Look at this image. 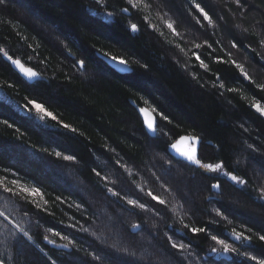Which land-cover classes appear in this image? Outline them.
Segmentation results:
<instances>
[{"label":"trees","instance_id":"16d2710c","mask_svg":"<svg viewBox=\"0 0 264 264\" xmlns=\"http://www.w3.org/2000/svg\"><path fill=\"white\" fill-rule=\"evenodd\" d=\"M160 2L165 9H172L169 15L173 19L180 15L177 28L185 34L183 39L173 37L164 27L152 31L136 15L131 20L114 17L107 21L102 16L105 9L95 0H9L7 7L0 8V48L7 50L14 59L42 71L46 77H54L51 82L42 81L39 86L32 87L0 54V85H4L0 90L6 97H0V121L7 119L14 124V128H9L0 123V165H11L21 174L27 173L28 186H33L34 182L35 186L41 187L43 206L49 210L40 211L24 201L14 200V206H21L23 215L26 209H31L27 216L24 215L25 222L21 226L34 244L17 233L10 245L6 243L10 249L7 257L0 255L5 264H53V261L55 264H134L131 257L108 247L114 243L108 236L110 231L124 233L126 241L121 243L120 240V243L131 250L141 253V249H147L152 255L144 264H177L178 257L171 255L175 250L166 241L165 232L174 240L186 244L191 241L190 251L201 257L199 261L194 256L189 257L192 264H205V261L207 264H255L242 261L234 254L230 259L219 260L209 255L214 242L208 233H187L185 237L179 231L183 226L170 213H162V218L144 215L142 227L150 242H142L141 234L130 235L127 228L129 222L141 221L114 203L115 198H110L102 186L104 182L91 171L93 167L103 169L102 175H108L109 180L118 175L109 161L113 154L104 148L105 145L114 147L132 173L122 177L129 195H136L131 191L134 188L131 181H134L135 185L152 188L174 204L172 197L153 183L151 173L159 175L162 172L164 161L171 158L169 150L165 151L166 146L186 135L199 136L202 140L198 156L202 163L223 161L227 170L248 180L250 187L242 188L230 181H222L223 196L209 203L208 185L215 183L216 173L195 167L174 170L170 177L180 173L174 181L185 180L186 185L173 179L167 182L174 190L187 193L191 203L186 207L195 211L191 219L185 217V222L204 227L221 238H229L233 227L238 231L251 229L246 235H252L253 239L251 243L245 242L241 251L264 256V241H259L257 235H264V202L256 199L257 194L253 191L264 185V117L250 107L253 97L264 105V90L244 80L230 63L217 64L207 57L205 62L209 63L211 72L205 73L195 58H189L194 57V52L205 58L210 51L195 49L194 37L196 43L219 41L225 49L235 39L239 49L231 50V58L244 65L256 84H264V60L260 59L264 56V47L260 44L264 39V0H247L244 8H237L231 0H205V6H211L223 20L217 21L219 27L215 29L205 25L203 33L181 22L189 21L186 15L188 0ZM110 3L112 8L121 6L118 0H110ZM151 14L157 17L155 11ZM129 23L139 24L140 31L131 32ZM177 44L185 49L186 55L179 51ZM65 45L77 59L86 60L87 70L83 76L72 67L73 61L67 55ZM213 47L216 48L214 55L229 59L215 43ZM101 52L129 60L133 72H116L99 57ZM186 63L189 65L187 71L182 68ZM144 64L148 65L147 69L142 67ZM217 71L228 87L239 91L217 96V89L210 86L215 79L213 73ZM190 73L200 78L199 83ZM67 77H71L70 82ZM25 97L45 102L59 120L71 124L83 136L71 139L73 134L66 133L59 138L60 132L66 130L49 129L42 133L31 127L27 115L16 108L21 109ZM134 103L156 109L158 124L168 135L151 137ZM160 112L169 116L172 123L162 121ZM245 128L248 131H244ZM49 142L74 152L80 164L65 166L62 161L54 163L52 157L43 153L32 155L31 150L22 152L17 148L22 143L39 147L48 146ZM249 144L255 150L250 149ZM57 195L67 198L68 202L82 204L86 211L82 213L74 207L69 208L67 203L55 202ZM44 200H48L47 205ZM213 207L220 208L231 223L210 213ZM213 220L217 222L212 223ZM74 223L76 229L82 225L88 232L68 227ZM107 224L110 229L106 228ZM55 232L75 239L77 247L69 245L70 252L50 249L44 244L45 236L57 243H68ZM183 232L187 230L183 229ZM18 240L22 242L17 243ZM94 251L103 258L102 262L92 260L90 253Z\"/></svg>","mask_w":264,"mask_h":264},{"label":"snow or ice","instance_id":"6c2138e0","mask_svg":"<svg viewBox=\"0 0 264 264\" xmlns=\"http://www.w3.org/2000/svg\"><path fill=\"white\" fill-rule=\"evenodd\" d=\"M9 0H0V8L7 7ZM121 3V6L117 8H112L110 0H95V3L100 6V8L105 9L103 12V16L105 19H112L114 17H128L129 20L136 15L140 17V20L143 24L147 25V27L153 31L156 30V26L150 22V14L155 11L157 17L163 21L165 27L169 30L171 35L176 38L183 39L185 34H182L177 28V21L180 20V15H177L175 19L169 15V12L172 11L171 8L165 9L160 0H118ZM167 3H171L172 0H165ZM227 2V0H226ZM237 8H244L247 0H231ZM188 11L186 15L189 17V21H181L182 23H186L187 27L197 28L198 31L202 33L205 30V25L209 28L215 29L219 27L217 21H222L223 16L218 12H214L211 6H205V0H188ZM111 8V10H107ZM215 16V19L213 18ZM167 17V19H165ZM236 27H239L238 25ZM128 28L131 32L136 33L140 31V25L137 23H129ZM247 31V29H244ZM163 36V32L160 33ZM214 35V33H213ZM213 43H215L221 51L224 52L225 56L229 59L225 60L224 57L219 55H214L216 52V48L213 47ZM213 43H209L208 40H203L200 43L195 42V37L193 38V45L195 49L206 48L210 51L206 53L205 58H202V55L199 52H194L193 56L195 60L198 62V66L205 73L211 72L209 63L205 62L207 57H211L212 60L217 63L231 64L238 70L240 76L243 77L244 80L251 81L255 84L258 89L264 90V84H256L253 78L249 75V72L245 70V67L242 63L238 62L236 59H232V49H239V44L233 39L228 48L225 49L224 45L219 41H214ZM260 44L264 47V39H261ZM181 53L186 55L185 49L181 47L179 44L176 45ZM67 55L71 57L73 63L72 67L79 72L82 76L87 70V63L84 58L77 59L75 54L72 52L70 48H67V45L64 46ZM255 51V49H252ZM0 54L6 58V60L18 70V73L25 78L26 81H35L36 83L31 85L32 87H37L42 81L51 82L54 77H46L42 71H37L33 67H27L20 59H14L12 55H9L8 51L0 48ZM105 58V61H111L112 64L117 66H122L121 71H129L131 69V64L129 60L124 59L118 56H109L106 52H101ZM261 60H264V56L260 57ZM179 63V61H177ZM145 69L148 68L147 64L142 65ZM182 68L187 71L189 65L186 63L182 65ZM192 78L197 80L199 83L200 78L195 73H190ZM215 79L211 82L210 86L212 88L217 89L216 95L223 97L225 92L235 93L239 91L235 87H228L223 80H221L219 71L213 73ZM87 78V77H85ZM67 80L70 82L71 77H67ZM9 87H14V85H7ZM204 87L203 84L200 85ZM0 87H4V85H0ZM231 103V101H228ZM22 111L27 113V122L34 129H39L42 133H47L49 129H55L56 132H60L61 129L66 130V132H60V137L62 138L66 133L73 134L70 138L76 139L77 136H83L82 132H78L77 128L73 127L69 123H64L63 121L58 119V116L54 114L52 110H50L46 103L43 101H38L37 99H28L25 97V102L23 105H20ZM250 107L254 109L256 113H258L261 117H264V105L260 103L259 100H256L253 97V102L250 104ZM138 111L140 113H145L146 110L144 108H139ZM156 111V109H153ZM159 117L162 121H165L169 124L172 123L169 116L164 115L163 112L159 113ZM39 120L40 123H35V120ZM52 121L51 124L48 121ZM6 127L14 128V124L9 123L7 119L0 121ZM146 130L148 133H151L153 138H160L162 136L168 135L167 132L162 131V125L158 124L152 118H149L145 121ZM241 128L244 127L243 124L240 125ZM16 132H20L19 128H15ZM244 131H248L247 128ZM23 133H21V136ZM55 136V133H52ZM17 139H20L18 136ZM200 141L199 136H180L177 142L171 143L166 146L165 151L171 149L169 152L171 156L170 159L164 161V169L163 171L157 175L155 172L151 173V177L153 183L158 185L159 189L164 193H167L172 197V201L174 204H170V201L164 196L156 194L152 188H145L144 186L135 185L134 181L131 183L134 185V188L131 191H135L136 195L133 197L126 192V185L122 179L125 176H131V172L129 170V166L124 158L119 155L116 148L109 147L105 145V151L110 152L113 156L109 157V161L112 164V167L116 169L118 175L112 180H109L108 175H102L101 170H97L96 167L91 168V171L95 174L96 177L100 179L103 183V188L106 191V194L110 198H115L114 203L119 204L124 212H128L131 216L137 217L141 222H129L127 225L128 231L130 235H136L139 232L144 231L142 227L143 217L145 214H151L153 217H161L162 213H170L175 219L183 226V229H186L187 232H183L182 234L187 237V233H191L193 235L199 233H208L210 240L214 242V246L210 248V253L215 254L217 256H227L229 254H234L237 257H240L242 261L245 262H255V264H264V256L253 254L248 250L241 251V248L244 246L245 242L251 243L253 237L252 235H246L247 232H251V229H246V231H238L235 227L231 229L228 236L229 238H221L220 235L211 234L208 229L199 226H192L189 223L185 222V217L192 218L195 215V211L186 205L191 203L189 196L187 193L183 192L180 189H175L167 182V178L171 175L174 170L178 169H188L189 167H195L196 169H208L217 175L213 177L215 183H211L208 185V191L210 196L208 197V202L213 203L217 201L219 197L223 196V186L222 181H230L234 185H239L242 188L245 186H249L248 180L242 178L241 176L235 174L234 171L227 170L225 163L221 161L216 164H204L201 159H199L196 155V149L190 150H181L178 148V144H184L188 142L198 143ZM248 147L253 149V145L249 144ZM17 148L22 152H28L31 150L32 155H39L41 153L52 157L53 162H64L65 166L73 167L80 164L79 157L74 153L70 152L67 148L60 149V146L57 144L53 146L51 142L48 143V146H37L30 143H22L17 145ZM255 150V149H253ZM174 153V154H173ZM177 156L179 159H177ZM97 159H99L97 157ZM0 173H3L0 176V189L3 190L4 193H8L11 196H21V198L26 200L27 204L33 205L36 209L44 212H48V208L41 205L39 200L35 199L36 197L43 198L44 193L41 191V187L35 186L33 182V186H28V180L25 177L28 176L27 173L21 174L19 169L12 167L11 165L3 166L0 165ZM9 177H12L9 179ZM120 181V183H118ZM112 185V186H109ZM253 191L256 192V199L264 202V185L259 186ZM26 194V195H25ZM55 202H59L60 204H68L69 208H76L82 213L86 211L84 206L75 201L68 202L67 198H62L57 195L54 197ZM48 204V200H44V205ZM31 209H26L24 211V215L27 216ZM15 206L5 207L4 210H0V227H3L5 230L6 236L8 238L16 239L17 233H22L23 236L27 237L28 240H32V237L29 236L28 232L24 227L16 219L15 215ZM210 213H215L217 217L222 218L224 221L231 223L228 217L220 210V208L213 207L209 210ZM73 219H75L73 217ZM217 221L213 220L212 223H216ZM68 227L76 229V224L68 225ZM171 227V226H169ZM78 232H88V229L84 228L82 225L80 228L76 229ZM56 236H60L62 240H67V244L56 245L61 248H69V245L73 247H77V243L75 239H70L69 236H61L60 232H55ZM258 235L259 241H264V235ZM165 239L170 245L172 250H175L171 253V255L178 257L177 264H192L189 261V257H195L197 261L201 259L198 255H196L193 251H190L192 244L191 241L189 243H184L182 241L174 240L172 236L168 235L167 232L164 233ZM45 240H48V237H44ZM22 241H17V243H21ZM53 245L56 244L54 240L49 241ZM237 245H240L238 247ZM108 247L118 253L125 254L131 257L134 261V264H144V261L148 259L152 254L145 249L139 255L135 250H131L126 245H122L120 243V234L116 232L114 234V243L108 245ZM78 250V249H77ZM93 261H101L102 257L97 254V252L90 253ZM0 264H5L4 259H0ZM55 264V261H53ZM207 264V261H205Z\"/></svg>","mask_w":264,"mask_h":264},{"label":"rangeland","instance_id":"374dc122","mask_svg":"<svg viewBox=\"0 0 264 264\" xmlns=\"http://www.w3.org/2000/svg\"><path fill=\"white\" fill-rule=\"evenodd\" d=\"M103 16V15H102ZM103 19H105L104 18V16H103ZM113 19V18H112ZM112 19H105V20H107V21H111ZM165 19H167V17H165ZM150 22L152 23V24H154L155 26H156V30L155 31H157V30H159L160 28L162 29V27H164L165 29H167L166 27H165V25L163 24V21H161L158 17H154L152 14H150ZM153 31V30H152ZM167 31H169L168 29H167ZM189 58H194V57H189ZM187 61H188V59H186ZM0 97H2V98H4V99H6V97H5V95L1 92V90H0ZM17 108V110H19L22 114H24V115H27V113H25L24 111H22V109H20L19 107H16ZM37 123H40V121L37 119V120H35ZM158 159L160 160H162V161H164L163 160V158H160L159 156H158ZM208 170V169H207ZM162 171H163V169H162ZM209 171V170H208ZM177 172H179V171H177ZM180 174V173H179ZM179 174H176V175H179ZM176 175H175V177L172 175L171 177L169 176V177H167V178H164V179H167V181H169V180H171V179H173V181L175 180V179H177V177H176ZM174 177V178H173ZM181 181V183H182V185L183 184H185L186 185V182L187 181H185V180H181V179H178L177 181H174V182H180ZM185 182V183H184ZM30 187V186H29ZM187 187V186H186ZM26 195V194H25ZM16 199H19V200H21V201H24V202H26V200L25 199H23V198H21V196H11L10 194H8V193H4L3 192V190L2 189H0V210H4V208L7 206V207H12L14 204V200H16ZM35 199H37V200H39V202H40V204L41 205H43V198H41V197H36ZM21 210V206H17L16 205V207H15V212H14V215H15V217H16V219L18 220V222L20 223V224H22V222H25V216L22 214V212L20 211ZM110 222V221H109ZM106 228H109V225L107 224L106 225ZM110 229V228H109ZM119 234H120V240H121V243H124V241H126V235L124 234V233H121L120 231L118 232ZM20 234H22V233H20ZM114 231H110V233L108 232V236H109V238L111 239V240H114ZM139 234H141V236H140V240L142 241V242H147V243H149L150 242V239H147V231L144 229V231H142V232H139ZM23 235V234H22ZM25 237V236H24ZM25 238H27V237H25ZM28 239V238H27ZM14 239H12V238H8L7 236H6V233H5V230L3 229V227H0V255H4V257H7V255L9 254V252H10V249H8V247H6L7 246V242H8V245H10V241L12 242ZM123 240V241H122ZM127 242H128V240H127ZM3 248V250H1ZM142 251L141 252H143V249H141ZM136 251V250H135ZM6 253H8V254H6ZM137 253H139L140 254V252H137ZM138 254V255H139ZM209 255H212L213 257H215L216 259H230L231 258V254H229V255H227V256H217V255H215V254H209Z\"/></svg>","mask_w":264,"mask_h":264},{"label":"water","instance_id":"95a60500","mask_svg":"<svg viewBox=\"0 0 264 264\" xmlns=\"http://www.w3.org/2000/svg\"><path fill=\"white\" fill-rule=\"evenodd\" d=\"M96 13H93V15H95ZM99 57L107 64V65H109L113 70H115L116 72H118V73H120V74H131L132 72H133V70H132V68L129 70V71H121V68H122V66H117V65H115V64H112V62L111 61H105V58L102 56V55H99ZM4 60L6 61V62H8L7 60H6V58L4 57ZM9 63V62H8ZM23 63V62H22ZM10 64V63H9ZM11 65V64H10ZM25 66H27V65H25ZM11 67L13 68V70L17 73V74H19L18 73V70L15 68V66H13V65H11ZM27 67H30V66H27ZM19 76L24 80V81H26L25 80V78H23L20 74H19ZM28 84H35L36 82L35 81H26ZM134 106L137 108V109H139V108H144L145 110H146V112L145 113H140L139 111V114H140V116H141V118H142V120H143V122H144V127H145V129H146V126H145V121H147L149 118H152L153 120H155L157 123H158V118H157V116H156V114H155V112L151 109V108H149V107H147V106H145V107H140V106H138L137 104H135L134 103ZM147 131V130H146ZM148 133V132H147ZM151 137H153L152 136V134L151 133H148ZM186 136H191V135H186ZM178 141V140H177ZM176 141V142H177ZM201 142H202V140L200 139V141L198 142V143H192V142H188V143H184V144H178V148H180L181 150H190V149H193V148H195L196 149V155H197V157L199 156V147H200V144H201ZM172 150L171 149H169V152H171ZM174 154V153H173ZM177 159H179V157L177 156ZM31 243H33L34 244V242L32 241V240H29ZM49 241H52V240H50V239H48V240H45L44 241V244L46 245V246H48L50 249H52V250H56V251H63V252H70L71 251V247L69 246V248H61V247H57L56 245H63L64 243H57L56 242V244L55 245H53L52 243H49Z\"/></svg>","mask_w":264,"mask_h":264}]
</instances>
